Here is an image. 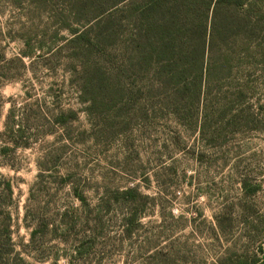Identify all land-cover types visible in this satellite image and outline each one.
I'll use <instances>...</instances> for the list:
<instances>
[{"label":"rangeland","instance_id":"374dc122","mask_svg":"<svg viewBox=\"0 0 264 264\" xmlns=\"http://www.w3.org/2000/svg\"><path fill=\"white\" fill-rule=\"evenodd\" d=\"M76 2L0 0V181L13 192L0 264L261 262L264 0L224 38L232 76L191 108L167 68L125 52L144 45L126 19L143 0L104 14Z\"/></svg>","mask_w":264,"mask_h":264},{"label":"trees","instance_id":"16d2710c","mask_svg":"<svg viewBox=\"0 0 264 264\" xmlns=\"http://www.w3.org/2000/svg\"><path fill=\"white\" fill-rule=\"evenodd\" d=\"M74 1L79 4L81 0ZM91 1H97L96 11L102 9L104 14L128 0ZM110 1L103 9V3ZM251 3V0H143L128 13L126 19H133L136 15L137 22L141 24L137 28L136 37L145 39L144 45H137L131 40L135 49L127 47L125 52L133 53L140 46L145 51L144 63L167 68V80L172 84L175 95L181 92L182 102L191 108L193 103L203 101L207 107L206 103L210 102L214 88L233 73L234 59L224 38L230 35L235 38L237 34L246 33L240 22L250 15L259 16L258 12L250 8ZM220 40H224V43L219 44ZM227 111L223 106L222 112ZM62 121L58 119V123ZM12 194L10 181L2 178L0 215H3L4 207L11 202ZM3 233L9 236V225L4 226ZM35 234L32 233L33 239ZM257 262L264 264V252L261 262L254 259L251 263Z\"/></svg>","mask_w":264,"mask_h":264}]
</instances>
